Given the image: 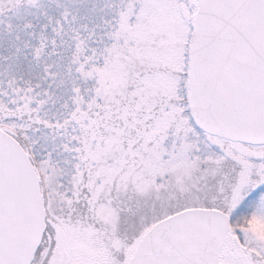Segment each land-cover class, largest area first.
<instances>
[{
  "label": "snow or ice",
  "instance_id": "1",
  "mask_svg": "<svg viewBox=\"0 0 264 264\" xmlns=\"http://www.w3.org/2000/svg\"><path fill=\"white\" fill-rule=\"evenodd\" d=\"M0 264H264V0H0Z\"/></svg>",
  "mask_w": 264,
  "mask_h": 264
}]
</instances>
